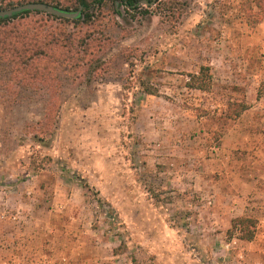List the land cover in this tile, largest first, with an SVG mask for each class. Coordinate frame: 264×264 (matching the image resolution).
I'll return each instance as SVG.
<instances>
[{
    "label": "rangeland",
    "instance_id": "1",
    "mask_svg": "<svg viewBox=\"0 0 264 264\" xmlns=\"http://www.w3.org/2000/svg\"><path fill=\"white\" fill-rule=\"evenodd\" d=\"M41 1L80 16L0 19V264H264V0Z\"/></svg>",
    "mask_w": 264,
    "mask_h": 264
},
{
    "label": "trees",
    "instance_id": "2",
    "mask_svg": "<svg viewBox=\"0 0 264 264\" xmlns=\"http://www.w3.org/2000/svg\"><path fill=\"white\" fill-rule=\"evenodd\" d=\"M103 0H97V3H101ZM122 4L125 6L137 9L139 5V0H119ZM33 2H40V3H46L41 0L33 1ZM147 2L148 1H144ZM48 4V3H46ZM79 4L83 6L84 8H89V5L87 4L86 0H79ZM51 5V4H49ZM54 6V5H52ZM56 7V6H54ZM29 10H23L20 12H14L11 16L8 17H16L18 15H21L22 13H26ZM80 16V15H79ZM78 16V17H79ZM8 17H1L0 19H6ZM190 78L188 81H186V86L189 88H196L199 90L207 91L211 87V79L212 76L209 73V66L201 65L197 71V73H190ZM148 93H154L155 91L148 90ZM248 107V104L245 102H232L228 104V109H231V112H229V116L235 117L240 115L244 110H246ZM255 226H256V220L252 217L247 216H239L231 219V226H230V232H228V235L231 236V234L237 230V234H239V237L245 240H251L254 237L255 234ZM132 264H140L133 259Z\"/></svg>",
    "mask_w": 264,
    "mask_h": 264
},
{
    "label": "water",
    "instance_id": "3",
    "mask_svg": "<svg viewBox=\"0 0 264 264\" xmlns=\"http://www.w3.org/2000/svg\"><path fill=\"white\" fill-rule=\"evenodd\" d=\"M23 10H41L56 16L68 17V18H76L80 15V7L75 11H67L46 3L28 2L8 9L0 10V16L8 17L11 16L14 12H20Z\"/></svg>",
    "mask_w": 264,
    "mask_h": 264
}]
</instances>
